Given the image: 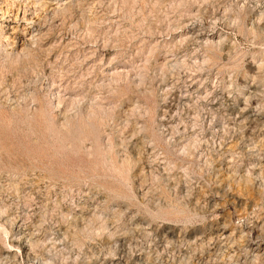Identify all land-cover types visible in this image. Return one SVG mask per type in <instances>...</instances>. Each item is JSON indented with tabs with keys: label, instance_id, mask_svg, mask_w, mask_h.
<instances>
[{
	"label": "rangeland",
	"instance_id": "1",
	"mask_svg": "<svg viewBox=\"0 0 264 264\" xmlns=\"http://www.w3.org/2000/svg\"><path fill=\"white\" fill-rule=\"evenodd\" d=\"M38 3L0 13V264H264V0Z\"/></svg>",
	"mask_w": 264,
	"mask_h": 264
},
{
	"label": "bare ground",
	"instance_id": "2",
	"mask_svg": "<svg viewBox=\"0 0 264 264\" xmlns=\"http://www.w3.org/2000/svg\"><path fill=\"white\" fill-rule=\"evenodd\" d=\"M39 0H3L4 2V8H0V13H2V18L5 17L7 14L9 15V10L13 9L14 11L18 10L17 14L14 17L15 22L18 21L19 18V11L22 8H26L29 7L32 9V7L34 8L35 5L38 3ZM70 1V0H69ZM60 3V2H59ZM65 3V2H64ZM41 4V3H40ZM39 5V3L37 4ZM59 5V4H58ZM66 5V4H65ZM5 9V10H4ZM35 9V8H34ZM4 10V11H3ZM7 10V12H6ZM25 12V11H24ZM23 12V14H24ZM12 14V13H11ZM8 17V16H7ZM4 18L5 20L7 19ZM21 20L26 21L24 18H22ZM28 22V21H27ZM30 24H34V22L30 21Z\"/></svg>",
	"mask_w": 264,
	"mask_h": 264
}]
</instances>
